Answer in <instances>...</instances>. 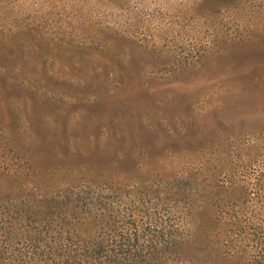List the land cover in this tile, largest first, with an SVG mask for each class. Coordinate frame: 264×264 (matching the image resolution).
<instances>
[{"label": "rangeland", "instance_id": "rangeland-1", "mask_svg": "<svg viewBox=\"0 0 264 264\" xmlns=\"http://www.w3.org/2000/svg\"><path fill=\"white\" fill-rule=\"evenodd\" d=\"M263 172L264 0H0L3 264L78 200L184 231L192 200L264 203ZM199 253L173 263L228 264Z\"/></svg>", "mask_w": 264, "mask_h": 264}, {"label": "trees", "instance_id": "trees-1", "mask_svg": "<svg viewBox=\"0 0 264 264\" xmlns=\"http://www.w3.org/2000/svg\"><path fill=\"white\" fill-rule=\"evenodd\" d=\"M195 79L190 76L177 85L192 89ZM150 89H154L152 85L146 92ZM71 192L70 196L81 195L75 190ZM174 194L180 196L184 191L177 190ZM209 203L192 200L187 205L190 226L180 231L160 217L143 225L130 219L125 225L113 215L110 204L100 202L94 206L78 200L70 209H64L71 213V218L59 222L65 231L52 242L53 250L14 255L9 264H29L37 260L38 254L43 264H174L173 260L177 263L178 255L183 253L200 262V251L228 264H264V203L252 200L236 202L234 206L228 202ZM55 204H49L52 212L60 210ZM3 261L6 259H0V264Z\"/></svg>", "mask_w": 264, "mask_h": 264}]
</instances>
